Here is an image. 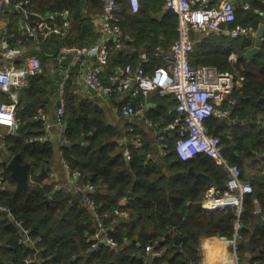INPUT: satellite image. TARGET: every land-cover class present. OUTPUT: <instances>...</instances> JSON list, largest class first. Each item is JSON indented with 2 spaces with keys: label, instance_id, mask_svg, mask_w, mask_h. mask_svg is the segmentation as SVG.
I'll return each instance as SVG.
<instances>
[{
  "label": "trees",
  "instance_id": "1",
  "mask_svg": "<svg viewBox=\"0 0 264 264\" xmlns=\"http://www.w3.org/2000/svg\"><path fill=\"white\" fill-rule=\"evenodd\" d=\"M32 1V9L36 11L70 8L73 14L72 28L66 37L52 35L41 43L40 50L31 51L43 62L54 59L62 48L75 49L98 37L91 14L102 10L101 0ZM119 2L123 8L121 25L129 33L130 41L123 49L110 42L108 71L119 63L137 62L143 51L150 56L151 62L145 63L147 69L161 64L162 60L156 56L157 48L160 45L166 50L171 48L178 36V16L171 11L163 12L164 0H141L137 13L131 11L127 0ZM252 4L253 9L264 8L263 0H252ZM85 6H88L87 13L83 12ZM13 15L19 17L17 13ZM259 15L239 9L237 22L257 26L255 18ZM10 28L17 30V27ZM202 32L198 37L200 42L191 53L192 64L216 65L221 70L236 66L244 79L235 94L238 104L233 117L238 114L240 119L235 122L213 117L207 121L211 132L219 135L222 141L226 134L222 137L220 131L229 129L233 143L224 144L225 156L230 162L241 165L243 160L251 159L253 150L264 152V128L253 126L251 120L241 121L264 114V44L258 55L246 60L241 52L251 44L250 38ZM61 78L57 66L53 73L45 68L32 76L29 85L20 92L18 115L23 123L15 134L5 138L3 154L12 157L20 153L22 162L31 163L30 188L28 191L17 189L7 162L0 164V171L9 183L5 189L0 188V203L12 216L11 219L0 211V264H144L147 263L145 247L153 241H158L157 248H163L164 252L151 264H189L191 259L200 260L202 237L232 239L234 222L238 218L236 206L217 209L202 206L208 186L225 187L226 171L205 154L184 161L173 147L166 156L149 157V153L157 154V151H153L149 134L140 127L133 135L141 134L144 145L141 148L131 145L133 156L126 161L122 155L124 146L119 141L125 131L110 120L108 109L96 96L92 98L78 92L75 73H72L64 93L65 137L68 140L62 147L64 157L73 169L83 172L85 181L98 186L95 197L104 209L110 210L122 196L132 192L129 195L130 217L119 224L114 234L121 244L125 240L129 242L119 249L101 245L89 250L85 233L91 229V220L85 206L77 196L63 190L54 192L49 182L50 169L47 167H51L56 154L54 143L31 140L44 134L43 123L33 122L31 118L39 108L46 111L51 96L58 95L57 85ZM126 97L122 102H137ZM152 99L155 106L149 108L148 116L154 121H171L176 104L173 96L153 95ZM242 172L244 177L243 169ZM249 181L254 191L244 198L240 214L243 239L238 255L241 261L244 252L251 250L253 264L264 262V225L258 222L256 213V204H259L264 214V176ZM215 205L218 204L206 203L207 207ZM14 221L29 229L28 235L35 242L32 247L20 241L22 235ZM175 235L185 236V240L177 244Z\"/></svg>",
  "mask_w": 264,
  "mask_h": 264
},
{
  "label": "built area",
  "instance_id": "2",
  "mask_svg": "<svg viewBox=\"0 0 264 264\" xmlns=\"http://www.w3.org/2000/svg\"><path fill=\"white\" fill-rule=\"evenodd\" d=\"M101 1L102 10L91 14L93 24L98 23L99 36L93 42L75 49H60L53 60L45 63L37 54L28 50L25 39L29 37L35 45H41L52 35L66 37L73 24L71 9L36 11L32 9V0H0V164L6 149L5 138L15 134L23 123L18 115L21 90L29 85L32 76L43 72L45 68L55 72L57 66L62 78L59 82L55 122L45 110L39 108L33 118L43 123L44 134L32 137L31 140L53 141L56 137L53 126L57 125L62 137V175L50 167L49 182L53 185L54 192L63 190L73 197L77 196L85 206L91 220V229L85 233L89 250H96L101 245L119 249L129 242L125 240L121 244L114 234L119 224L130 217V196L124 195L110 210L104 209L95 197L98 186L85 181L83 172L73 169L64 157L62 147L68 142L65 137L64 93L67 81L75 73L76 85L89 90L95 89V96L99 101L111 105L115 118L127 120V128L119 140L124 146L122 155L126 161H130L133 156L131 145L136 148L144 145L141 134L133 135L137 127H140L145 132L154 133L152 145L154 144L153 151H157V154L149 153V157L166 156L173 147L184 161L198 154H205L227 172L225 187L215 184L208 186L204 199L223 207L236 206L238 218L234 222V235L237 236V241L235 247L231 248L234 264H241L238 255L239 243L243 239L240 233L243 227L240 214L245 196L252 193L254 187L244 179L242 169L225 156V145L221 137L211 132L207 121L213 117L224 120L234 115L238 104L235 94L242 85V80L232 70H221L211 64H192L191 53L194 51L196 38L202 31L231 38L253 37V25L237 22L238 10L252 11L263 16L264 11L253 9L247 0H242L240 6L234 0H164L163 12L171 11L178 16V36L171 51L165 52L163 46H158L156 56L162 63L150 70L145 64L150 56L143 51L141 56L144 63H119L110 72V42L116 48L123 49L130 41V35L121 25L123 8L119 0ZM127 2L133 13L140 10L141 0ZM7 11L19 15L21 24L16 31L9 25H2ZM83 12H88V6L84 7ZM70 61L78 65L75 72ZM116 95L121 96L122 100L115 101ZM153 95L173 96L176 104L171 121H154L148 116L149 108L155 106L151 100ZM126 96L137 102H122ZM235 117L239 120L238 114ZM258 119L264 128V115H259ZM241 121L245 122L243 119ZM262 172L264 174V170ZM8 184L5 174L0 171V188L5 189ZM3 210L8 209L0 203V211ZM9 217L12 219L10 213ZM21 229L20 241L32 247L35 242L28 235L29 229ZM158 244V241H153L145 247V256L151 261L163 254V249L157 248ZM29 261L28 259L27 262ZM189 264L201 263L200 260L191 259ZM253 264L264 262L256 261Z\"/></svg>",
  "mask_w": 264,
  "mask_h": 264
},
{
  "label": "crops",
  "instance_id": "3",
  "mask_svg": "<svg viewBox=\"0 0 264 264\" xmlns=\"http://www.w3.org/2000/svg\"><path fill=\"white\" fill-rule=\"evenodd\" d=\"M218 1H221V0H213V2H218ZM241 1L242 0H234V2L238 6L241 5L240 4ZM94 14H96V13H94ZM260 15H262V14H260ZM14 16L15 15H13V13H11V12H9V14H6V16L3 18L2 25L6 24V25H9V26H12V27H19L20 24H21L20 18L19 17L16 18ZM93 25H94V30L97 31L98 23L94 22ZM199 40H200V38H196V44L198 42H200ZM25 41H26L25 42L26 45L28 46V50L30 52L32 50H35V49L36 50H40V49H37V45H35L33 43V41L29 37L26 38ZM163 50L165 52H170L171 48L169 50H166V49H163ZM109 54H110V52H109ZM141 54H142V52L138 56L137 62H134V63H140V62L144 63ZM149 61H150V59H149ZM149 61H147L146 63H149ZM70 62H71V65L73 67V70L75 72V70L78 67V65L74 61H70ZM152 67H154V66H152ZM152 67H150V69ZM150 69H148V70H150ZM77 89H78V92L80 94H82L83 96H89V97H92V98H94V96H95V93H93L92 91H90L87 88H83V87L81 88L79 85H77ZM125 98H127V97H124L123 99H125ZM152 98H153V96H152ZM152 98H151V100L153 101ZM120 100H122V97L119 96V95H116L115 101H120ZM57 102H58V100H57V96H56V93H55L54 95L51 96V99L49 100V103L47 104V109H46V113L49 115V117L54 122H55V115H56V109H57ZM101 103L105 104L106 108L108 109L110 120L116 125L119 124V126L122 128V131H125V129L127 128V120L126 119H117V118H115L113 116V113H112L111 105L108 104V103H103V102H101ZM261 115H264V114H261ZM227 119H231L232 121H235V122L237 121L235 116L234 117L232 116V117L227 118ZM239 119H240V116H239ZM243 120H245V122H242V123H246L247 122L246 119H243ZM259 128H262V127H259ZM53 131L55 132L56 137L54 138V140L52 142L55 143V144L57 143V146L55 147L56 154H55V157H54V159H53V161L51 163V167L53 169H55L60 175H62V165H61V157H60V146L62 144V137H61V134L59 132V129H58L57 125L53 126ZM146 133H148L149 137H151L150 138L151 139V144L154 143V133H153V131H147ZM153 150H155L154 147H153ZM241 167H242V169L244 171V177L246 179H255V177H258V176H261V177L264 176V174L262 172L264 170V152L260 153V152H257L255 150H253L251 159H247L246 161L244 160L242 162V164H241ZM227 178H228V174H227ZM207 202L210 203L212 201H210V200L207 201V200L203 199L202 206L204 208H206V209L226 208V207H223L221 205H218V206H215V207H211V206L207 207L205 205ZM256 213H257L258 216L260 215L264 219V214L261 212L259 204H256ZM258 222H259V220H258ZM251 223H252V221L249 222L250 225H251ZM213 237H216L217 240L221 241V243L217 246V249L215 250V257H214L215 264H234V261H233V258H232V248H231V245H229L227 243V241L230 240V239H227L225 237H219V236H213ZM161 249H163V248H161ZM163 252H164V249H163ZM199 254H200V263H201L202 253L200 251V247H199ZM252 258H253L252 251L251 250H247L246 252H244L240 263L241 264H252V262H251ZM148 261H149V258L147 257V263L151 264L152 261L151 260H150L151 262H148Z\"/></svg>",
  "mask_w": 264,
  "mask_h": 264
},
{
  "label": "rangeland",
  "instance_id": "4",
  "mask_svg": "<svg viewBox=\"0 0 264 264\" xmlns=\"http://www.w3.org/2000/svg\"><path fill=\"white\" fill-rule=\"evenodd\" d=\"M250 3H251V5L254 7V5L252 4V0H248ZM260 10L263 12L264 11V8L262 9V8H260ZM152 15H155L154 13H152ZM259 17V18H258ZM257 18H255L256 19V21H257V26H254L253 25V27H254V30H255V35L253 36V37H251L250 39H251V44L246 48V50L245 51H242L241 53H243V56H244V58L246 59V60H251L252 58H254L256 55H258L260 52H261V50H262V47H263V44H264V29L262 28V26L264 25V16L263 15H259ZM262 31V33H263V35L261 36L259 33ZM200 33H203V32H200ZM261 38V42L259 41V39ZM233 58H235V56H233ZM235 62H236V58H235ZM45 63H48V62H45ZM234 66V65H233ZM240 67H242V64H240ZM233 69H231L233 72H234V74L236 75L237 73L239 74V75H241V73H240V68H238V67H236V66H234V67H232ZM51 73H53L52 71H51ZM241 77V80L243 81L244 79H243V77H242V75L240 76ZM61 80V79H60ZM60 80L58 81V85H57V88H58V93H59V89H60V87H59V82H60ZM259 115H261V113H259V114H257V117H256V119H254L253 117H251L250 119H246L247 120V122L249 121V120H251V121H254V123H253V126H255V127H257V128H259V127H261V123L259 122V119H258V116ZM5 130V129H4ZM222 137H223V135H225L226 134V137L224 136L223 137V139H224V141H223V143L225 144V145H231V143H233V137H232V134H230V131H229V129L228 128H225V129H222L221 131H220V133H219ZM66 141H68L67 139H66ZM54 145H55V147L57 146V143L55 144L54 143ZM11 157H9L8 156V154H6V153H4L3 155H2V157H1V161H2V163H6L7 161H9V159H10ZM247 159H245V161H246ZM244 161V160H243ZM239 167H241V165H240V163L239 162H235ZM248 181H249V179H247ZM250 182V181H249ZM21 226V225H20ZM22 227V226H21Z\"/></svg>",
  "mask_w": 264,
  "mask_h": 264
},
{
  "label": "water",
  "instance_id": "5",
  "mask_svg": "<svg viewBox=\"0 0 264 264\" xmlns=\"http://www.w3.org/2000/svg\"><path fill=\"white\" fill-rule=\"evenodd\" d=\"M264 29V25L262 26ZM261 36L263 35L262 31L259 33ZM261 42V38L259 39ZM37 49H40V45H37ZM133 86V85H132ZM90 90L93 93H96V90L93 88H90ZM31 121H35V119L32 117ZM79 142H82V138L79 139ZM7 169L10 171V177L11 179L16 183V188L17 189H24L26 191L29 190L30 188V183H29V174H30V169H31V163L30 162H22L21 161V154L16 153L11 157V159L7 163ZM47 169H50V166L47 167ZM54 193L51 194V196ZM129 195H132V192L129 193ZM68 211L66 209L64 211V214ZM3 214L9 217V210H3ZM258 220L261 225H264V219L262 216H258ZM14 224L16 225L17 229L22 233L21 227L18 225L17 221H14ZM175 242L177 244L181 243L183 240H185V236L181 235H175L174 236ZM151 259H149L148 262H150ZM149 264V263H148Z\"/></svg>",
  "mask_w": 264,
  "mask_h": 264
},
{
  "label": "clouds",
  "instance_id": "6",
  "mask_svg": "<svg viewBox=\"0 0 264 264\" xmlns=\"http://www.w3.org/2000/svg\"><path fill=\"white\" fill-rule=\"evenodd\" d=\"M237 229L239 225L236 226ZM237 241V236H233L232 239L228 240L227 243L232 247H235ZM221 241L217 240L213 236H204L200 241V251L202 253L201 264H215V250Z\"/></svg>",
  "mask_w": 264,
  "mask_h": 264
}]
</instances>
